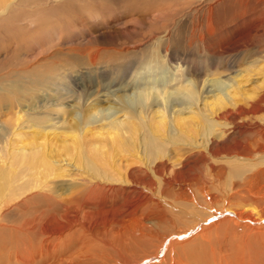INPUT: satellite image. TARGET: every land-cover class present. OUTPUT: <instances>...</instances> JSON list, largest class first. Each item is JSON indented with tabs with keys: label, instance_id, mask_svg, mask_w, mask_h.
<instances>
[{
	"label": "bare ground",
	"instance_id": "bare-ground-1",
	"mask_svg": "<svg viewBox=\"0 0 264 264\" xmlns=\"http://www.w3.org/2000/svg\"><path fill=\"white\" fill-rule=\"evenodd\" d=\"M243 77L82 102L62 123L17 109L0 123V264H264V123L235 119L264 108V87L244 102ZM25 83L11 108L37 95Z\"/></svg>",
	"mask_w": 264,
	"mask_h": 264
},
{
	"label": "rangeland",
	"instance_id": "rangeland-1",
	"mask_svg": "<svg viewBox=\"0 0 264 264\" xmlns=\"http://www.w3.org/2000/svg\"><path fill=\"white\" fill-rule=\"evenodd\" d=\"M248 7L239 15L238 0H1L0 123L14 124L21 108L29 111L25 123L45 116L62 123L81 115L77 105L82 102L97 100L108 107L121 93L171 92L189 83L208 91L215 78L227 81L235 75L244 76L239 80L244 95L238 98L245 102L264 87V0H251ZM90 49H100L95 63ZM147 63L153 64L145 68ZM141 70L145 74L139 76ZM25 81L37 95L13 109V97ZM207 91L195 105L211 98ZM263 109L235 119L263 124ZM31 130L22 133L28 141L36 140ZM54 146L64 152L60 142ZM2 185L5 191L7 182ZM22 211L30 210L5 216L15 222ZM8 233L0 228V239Z\"/></svg>",
	"mask_w": 264,
	"mask_h": 264
}]
</instances>
